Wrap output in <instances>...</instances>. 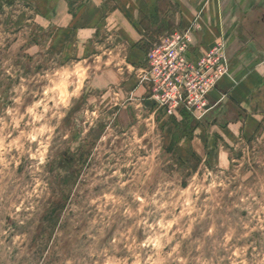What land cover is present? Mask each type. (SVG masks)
I'll return each mask as SVG.
<instances>
[{"label": "rangeland", "instance_id": "obj_1", "mask_svg": "<svg viewBox=\"0 0 264 264\" xmlns=\"http://www.w3.org/2000/svg\"><path fill=\"white\" fill-rule=\"evenodd\" d=\"M61 1L0 0V264H264V115L192 155L209 111L64 55Z\"/></svg>", "mask_w": 264, "mask_h": 264}, {"label": "crops", "instance_id": "obj_2", "mask_svg": "<svg viewBox=\"0 0 264 264\" xmlns=\"http://www.w3.org/2000/svg\"><path fill=\"white\" fill-rule=\"evenodd\" d=\"M57 7L64 55L89 59L99 48L110 56L120 51L114 65L122 60L136 76L148 69L158 37L191 31L192 62L225 45L229 75L208 95L207 119L187 145L192 155L211 156L207 131L235 137L243 123L264 115V0H63Z\"/></svg>", "mask_w": 264, "mask_h": 264}, {"label": "built area", "instance_id": "obj_3", "mask_svg": "<svg viewBox=\"0 0 264 264\" xmlns=\"http://www.w3.org/2000/svg\"><path fill=\"white\" fill-rule=\"evenodd\" d=\"M191 31L175 32L148 54L143 80L153 87V98L162 105L186 107L196 113L210 110L208 95L229 75L225 45H217L205 58L192 62L188 55Z\"/></svg>", "mask_w": 264, "mask_h": 264}]
</instances>
